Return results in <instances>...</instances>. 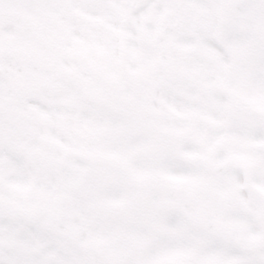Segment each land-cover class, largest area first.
Returning a JSON list of instances; mask_svg holds the SVG:
<instances>
[{
	"label": "snow or ice",
	"instance_id": "1",
	"mask_svg": "<svg viewBox=\"0 0 264 264\" xmlns=\"http://www.w3.org/2000/svg\"><path fill=\"white\" fill-rule=\"evenodd\" d=\"M0 264H264V0H0Z\"/></svg>",
	"mask_w": 264,
	"mask_h": 264
}]
</instances>
